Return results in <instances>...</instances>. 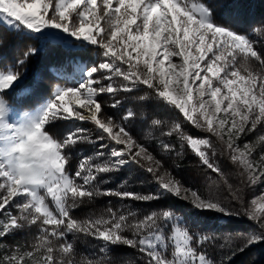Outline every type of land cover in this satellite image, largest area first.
Instances as JSON below:
<instances>
[{
    "label": "snow or ice",
    "instance_id": "snow-or-ice-1",
    "mask_svg": "<svg viewBox=\"0 0 264 264\" xmlns=\"http://www.w3.org/2000/svg\"><path fill=\"white\" fill-rule=\"evenodd\" d=\"M218 2L225 6L222 0H0V47L5 32L30 39L56 31L100 57L77 70L72 86L57 84L23 112L9 97L36 96L40 81L25 84L24 65L38 49L28 47L12 64L0 58V264H114L112 252L120 247L139 253L140 264H232L264 244V191L249 197L250 189L264 185V24L241 31L228 16H217ZM138 92L144 94L137 100L176 113L169 121L144 118L159 131L158 152L134 134L136 111L127 109L119 119L106 111ZM58 121L72 125L60 136L49 131ZM85 145L93 154L80 153L73 169ZM185 149L204 171V192L165 165L164 157H180ZM132 166L147 173L158 192L103 187L106 176ZM164 196L194 212L245 218L252 229L194 232L173 208L140 214L126 204L74 215L101 197L151 203ZM33 230L26 244L4 243ZM80 240L94 241L93 250L80 252ZM209 248L224 254L214 259Z\"/></svg>",
    "mask_w": 264,
    "mask_h": 264
},
{
    "label": "trees",
    "instance_id": "trees-1",
    "mask_svg": "<svg viewBox=\"0 0 264 264\" xmlns=\"http://www.w3.org/2000/svg\"><path fill=\"white\" fill-rule=\"evenodd\" d=\"M222 2L225 4L223 8L220 7L219 2L213 5L217 16H228L229 19L227 22L234 23L241 31H247L252 26L264 24V0H222ZM4 36L5 39L3 46L0 47V58H2L4 64L14 63V61L20 58L22 53L30 46L38 49L37 54L30 56L24 65V70L27 75V79L24 83L30 84L33 78H35L40 81L39 90L36 96L29 100L24 99L25 93L15 94V99L9 97L10 103H12L13 107H20L21 109L32 108L40 103L41 97H49L51 91L57 84L72 86L75 81L67 76L74 71V64H72L73 61H80L84 63L85 66H91L94 63H98L100 60L97 50L94 47H76L74 40L71 41L69 45H64L61 42L49 39L40 40L36 36L29 39L27 36H15L7 32L4 33ZM253 38L255 39L256 37ZM143 94V92H138L131 97H126L124 98L122 108L112 109L107 107L106 111L117 119H119L127 109L136 111L137 118L132 125L134 134L144 143L153 148L154 151L158 152V149L155 148L157 140L154 139V137H159V131H152L143 122L144 118L147 117L149 122L152 118L169 121L175 119L176 113L164 108L154 100L141 102L136 99V96ZM105 99L108 100L107 97H105ZM108 103L110 104L111 101L108 100ZM86 124L87 123H83L81 126L89 128ZM71 126L72 125L69 122L58 121L49 128V131L53 135L60 136ZM187 130L193 135H199L195 132V129L190 126ZM150 131H152L151 137L148 136ZM146 137L148 138L146 139ZM93 138H95V133H93ZM251 139H253V137ZM177 150H179L178 144ZM93 151L94 149L91 145L81 146L77 150V154L73 157V169H75L81 158L80 153L91 155L93 154ZM164 159L165 165L178 179L182 180L186 186L197 189L201 192L205 191L206 181L204 171L199 166L198 159L190 151L185 149L183 155L180 157H177L175 153H172L170 156L164 157ZM221 164L227 171V162L221 160ZM105 179H107L108 182L103 185V187L113 190H127L139 194L158 192L157 186L151 180L150 176L135 166L126 167L120 172L106 176ZM256 195L257 194L249 192L250 198ZM122 204H126L140 214H145L154 209L173 208L178 214L185 217L188 227L194 232L215 234L217 236H223L228 233L236 234L245 232L243 231L244 228L242 229L241 226H239L238 219L236 218H229V220L224 223L216 220L213 222L211 221L210 224L201 228L195 222L190 220V216L194 213L191 211L190 207L185 204L183 200L172 196H164L160 200L151 203L132 200L120 201L116 197H101L91 204L84 205L75 210L74 215L77 218H84L92 213H100L110 205L120 207ZM198 215L201 221H210L206 218V213ZM240 219L246 224H249L247 219ZM234 223H237L238 226ZM33 236L34 230L25 231L17 233L14 237H9L4 243L12 244L13 242L18 241L21 244H26L32 240ZM94 243V241L85 242L80 240L78 241L77 247L80 252H91ZM236 243L239 244L242 243V241L238 240ZM260 246L259 248H261ZM259 248L257 253H254L253 250H246L244 253L238 254L234 257L232 264H264V247L263 249ZM209 254L212 258L218 259L219 256L224 253H219L212 248H209ZM256 255H258V257H256ZM112 256L114 264H121V261L124 260L130 261L131 264H140V260L138 259L139 253L127 247L115 249L112 252Z\"/></svg>",
    "mask_w": 264,
    "mask_h": 264
},
{
    "label": "rangeland",
    "instance_id": "rangeland-1",
    "mask_svg": "<svg viewBox=\"0 0 264 264\" xmlns=\"http://www.w3.org/2000/svg\"><path fill=\"white\" fill-rule=\"evenodd\" d=\"M36 37H38L40 40H45V39H49V40H53V41H58V42H61L63 43L64 45H69L71 43V41H73V38L71 37H68L66 34H62V33H59V32H56V31H47L45 32L43 35H40V34H37L35 35ZM68 78L70 77L71 80H76L78 77H79V72L77 71H73L72 73H69V75L67 76ZM38 105V104H37ZM37 105H35L34 107H36ZM34 107L32 108H28V109H21L20 107H14L18 112H23V111H30L32 110ZM89 128L92 127L91 124L87 123L86 124ZM191 127V126H190ZM262 132H264V129H261ZM195 132L199 135H203L202 133H199L198 130ZM252 136H249V139H251ZM254 138V137H253ZM143 172V171H142ZM190 176V175H189ZM264 191V185H258L256 187H254L253 189H250L249 192L250 193H254V194H261V192ZM192 211V210H191ZM194 212V211H193ZM198 214H201V213H198V212H194L192 214V216H190V220H192L193 222H195L197 225H199L201 228L207 226L208 224H210V222L212 221H218V222H221V223H224L226 222L227 220H229V218L227 217H223L221 215H218V214H214V213H206V218H208V220L210 221H207V220H203L201 221L199 219V215ZM205 214V213H204ZM238 224L239 226H241V228L245 231L244 233H247L249 232L251 229H252V225L250 224H246L244 221H242V219H238ZM241 222V223H240ZM245 223V224H244ZM236 226H238L237 223H234ZM233 225V223H232ZM201 231V230H200ZM261 245V246H260ZM259 246L261 248H259ZM264 247V244H258V245H255L253 246L252 248L248 249V251L250 250H253V252L257 253L258 251V248L259 249H263ZM256 257H258V255H256ZM255 257V258H256Z\"/></svg>",
    "mask_w": 264,
    "mask_h": 264
}]
</instances>
